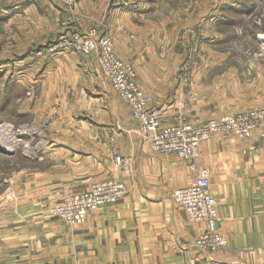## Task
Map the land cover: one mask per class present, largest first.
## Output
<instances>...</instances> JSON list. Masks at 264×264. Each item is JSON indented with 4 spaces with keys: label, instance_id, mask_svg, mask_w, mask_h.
Returning <instances> with one entry per match:
<instances>
[{
    "label": "rangeland",
    "instance_id": "374dc122",
    "mask_svg": "<svg viewBox=\"0 0 264 264\" xmlns=\"http://www.w3.org/2000/svg\"><path fill=\"white\" fill-rule=\"evenodd\" d=\"M110 12L155 20L184 88L205 64V81L191 87L221 112L264 106V0H0V218L69 170L65 161L94 147L124 109L102 71L101 44L138 79L115 52ZM55 204L48 213L57 218Z\"/></svg>",
    "mask_w": 264,
    "mask_h": 264
},
{
    "label": "crops",
    "instance_id": "0c3cea01",
    "mask_svg": "<svg viewBox=\"0 0 264 264\" xmlns=\"http://www.w3.org/2000/svg\"><path fill=\"white\" fill-rule=\"evenodd\" d=\"M149 17L110 12L105 23L115 52L133 65L139 85L168 113L176 110V101H185L195 123L229 113L191 87L205 81L199 73L205 64L191 73L188 88L180 75L173 78L175 68L165 57L170 51ZM145 20L150 24L132 23ZM173 82L178 87L172 96ZM122 107L114 110V124L99 128L102 136L94 147L65 161L69 170L45 181L20 213L0 218V264H264V126L247 138L216 132L199 145L195 163L210 170L216 227L227 238L225 247L208 256L192 244L202 224L188 220L171 199L174 189L190 183V162L152 150L141 139L128 105ZM112 146L124 164L115 161ZM108 177L122 180L126 191L116 202L89 212L82 223L70 225L48 213L67 190Z\"/></svg>",
    "mask_w": 264,
    "mask_h": 264
},
{
    "label": "built area",
    "instance_id": "2783aa9c",
    "mask_svg": "<svg viewBox=\"0 0 264 264\" xmlns=\"http://www.w3.org/2000/svg\"><path fill=\"white\" fill-rule=\"evenodd\" d=\"M101 54L102 71L110 80L116 95L128 105L142 140L154 151L175 153L190 162L193 174L190 183L174 189L171 199L183 210L188 220L202 224L192 244L199 252L210 256L226 246L227 238L216 227L218 210L210 189V170L195 163L199 143L215 132L249 137L254 129L264 126V106L229 112L195 123L188 117L185 101L176 102L179 111L163 112L153 94L139 85L132 68L122 63L111 51L109 42L101 44ZM260 135L264 137V131ZM111 151L118 164L125 163L113 146ZM125 191L124 182L115 177L96 181L88 187L69 189L56 202L54 215L68 224H80L89 212L102 204L116 202Z\"/></svg>",
    "mask_w": 264,
    "mask_h": 264
},
{
    "label": "bare ground",
    "instance_id": "6f19581e",
    "mask_svg": "<svg viewBox=\"0 0 264 264\" xmlns=\"http://www.w3.org/2000/svg\"><path fill=\"white\" fill-rule=\"evenodd\" d=\"M148 92V91H147ZM163 110V112H165L166 113V111L168 110V109H162ZM176 111H179L178 109H176L175 111H173L172 113H174V112H176ZM131 112V111H130ZM212 118H214V117H212ZM211 119V118H210ZM205 122V121H204ZM137 124V123H136ZM138 131V130H137ZM139 133V132H138ZM216 133V132H215ZM221 133H224V132H221ZM140 135V134H139ZM142 139V138H141ZM113 141V140H112ZM203 140H201L200 141V143L202 142ZM145 142V141H144ZM147 143V142H146ZM200 143H199V145H200ZM148 144V143H147ZM117 154V153H116ZM117 155H119V154H117ZM120 156V155H119ZM122 157V156H121ZM116 161V160H115ZM190 166V165H189ZM126 189V188H125ZM63 220V219H62ZM64 221V220H63ZM66 222V221H65ZM67 223V222H66ZM71 225V224H70ZM75 225H77V224H75Z\"/></svg>",
    "mask_w": 264,
    "mask_h": 264
}]
</instances>
